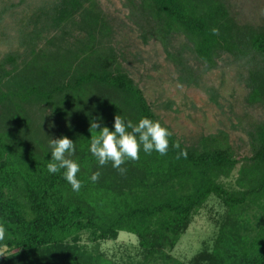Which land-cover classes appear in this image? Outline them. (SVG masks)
<instances>
[{
	"label": "trees",
	"instance_id": "trees-1",
	"mask_svg": "<svg viewBox=\"0 0 264 264\" xmlns=\"http://www.w3.org/2000/svg\"><path fill=\"white\" fill-rule=\"evenodd\" d=\"M127 2L144 43H162L182 84L199 85L223 62L246 71L248 104H264V29L238 24L225 0ZM5 14L0 12V25ZM31 23L30 31L18 34L23 52H10L0 61V219L7 221L0 249H9L16 264H116L99 246L127 233L138 238L144 251L139 264H186L172 252L193 217L215 196L235 222L231 225L228 218L213 250L189 264H264V124L256 128L253 155L240 171L239 194L220 183L240 163L220 140L189 148L173 135L167 155L141 149L139 160L125 162L128 170L135 167L139 172L127 183V171L121 175L111 162L100 166L92 155L89 127L83 132L68 129L63 136L78 141H73L72 159L80 165L77 179L82 182L81 189L73 191L65 169L48 171L52 149L35 140L30 143L33 118L28 106L89 100L100 116L91 115L92 122L112 131L117 114L134 124L144 117L160 119L115 54L105 51L111 28L96 0H46ZM69 26L84 37L67 49L55 46L56 33L71 36ZM212 28H218L219 35H213ZM180 36L179 48L175 43ZM43 39L57 49L38 51ZM54 114L62 115L56 110ZM177 140L187 149V158L176 159L179 150L172 143ZM96 171L101 176L93 182L90 177ZM120 178L125 182L119 183ZM83 234L89 235L92 246L80 244Z\"/></svg>",
	"mask_w": 264,
	"mask_h": 264
},
{
	"label": "rangeland",
	"instance_id": "rangeland-1",
	"mask_svg": "<svg viewBox=\"0 0 264 264\" xmlns=\"http://www.w3.org/2000/svg\"><path fill=\"white\" fill-rule=\"evenodd\" d=\"M45 1L0 0V12L6 10L0 25V61L10 52H23L24 49L18 45V34L21 30L30 31L33 28L32 19ZM96 2L111 28L109 39L103 42L105 51L111 50L115 54L118 64L143 91L160 121L170 128L182 144L199 148L205 140L212 139L220 140L231 148L240 163L231 176L223 178L220 183L229 192L239 194L241 188L237 181L240 171L249 165L245 159L253 155L256 128L264 124V104H248L250 90L246 84V71L220 62L219 68L204 75L199 85L182 84L162 43L155 39L144 43L142 30L137 25L138 19L130 13L127 0ZM225 3L238 24L264 29V0H225ZM139 24H144L140 17ZM72 28L69 26L67 29L71 36L56 33L58 37L54 45L67 49L75 39L84 37L78 31H72ZM49 40H41L37 50L43 53L55 51L57 48L51 46ZM182 43L183 36H180L175 46L180 48ZM27 109L33 118L30 143L35 140L50 149V141L62 138L66 130L80 128L83 132L85 127L90 128L91 115L97 119L100 117L92 101L78 102L73 98L65 99L63 103L34 104ZM54 110L64 116L53 115ZM81 136L85 137L84 134ZM27 138L29 135L22 140ZM73 141L78 144L77 140ZM122 167L127 169L126 164ZM132 176H139L135 167L127 169V183L132 182ZM122 181L125 182L120 178L119 183ZM228 218H231L232 225L235 220L229 215V208L217 197H210L193 217L172 255L189 264L202 252H211L222 225L229 223ZM88 237V234H83L80 244L92 246ZM99 249L116 264H139L144 258L138 238L127 233H120L116 240L102 242ZM0 252L3 253L0 264H16V257L9 249L5 247Z\"/></svg>",
	"mask_w": 264,
	"mask_h": 264
},
{
	"label": "clouds",
	"instance_id": "clouds-1",
	"mask_svg": "<svg viewBox=\"0 0 264 264\" xmlns=\"http://www.w3.org/2000/svg\"><path fill=\"white\" fill-rule=\"evenodd\" d=\"M213 35H219L218 28H212ZM52 127V125H50ZM114 131L105 126L101 128L100 123L93 121L90 124L91 145L90 152L96 157L100 166L109 162L121 174L127 169L122 167L126 161H137L140 159L141 149L147 154L153 151L158 152L161 156L167 155L170 138L174 133L164 126L159 120L150 118H141L138 123L131 120H125L121 115L114 117ZM99 130V135L93 134V130ZM51 161L47 164L50 173H57L65 169L64 177L72 186V190L78 192L82 187V182L77 179L80 171V165L72 159L75 155V143L67 136L50 141ZM172 147L179 150L176 159L181 157L187 158V149H181L180 142L177 140L172 143ZM101 172H94L90 179L93 182L99 180ZM7 221L0 219V240L5 238ZM0 256L3 253L0 252Z\"/></svg>",
	"mask_w": 264,
	"mask_h": 264
}]
</instances>
